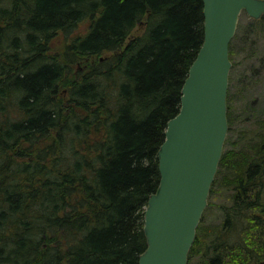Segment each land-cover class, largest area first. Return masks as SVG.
<instances>
[{
  "label": "trees",
  "instance_id": "16d2710c",
  "mask_svg": "<svg viewBox=\"0 0 264 264\" xmlns=\"http://www.w3.org/2000/svg\"><path fill=\"white\" fill-rule=\"evenodd\" d=\"M202 11V0H0V264H138ZM257 25L264 14L244 35ZM233 103L228 88L209 194L219 183L230 200L203 264L264 263V108L240 122Z\"/></svg>",
  "mask_w": 264,
  "mask_h": 264
},
{
  "label": "water",
  "instance_id": "95a60500",
  "mask_svg": "<svg viewBox=\"0 0 264 264\" xmlns=\"http://www.w3.org/2000/svg\"><path fill=\"white\" fill-rule=\"evenodd\" d=\"M202 4L203 42L157 152L160 178L147 199L138 264H187L228 133L229 45L242 12L255 20L264 14V0Z\"/></svg>",
  "mask_w": 264,
  "mask_h": 264
},
{
  "label": "rangeland",
  "instance_id": "374dc122",
  "mask_svg": "<svg viewBox=\"0 0 264 264\" xmlns=\"http://www.w3.org/2000/svg\"><path fill=\"white\" fill-rule=\"evenodd\" d=\"M252 20L254 19L242 12L237 31L231 40L232 66L228 88L234 99L232 109L236 110L240 122L255 120L258 115H263L264 108V28L257 25L255 33L245 36L244 31L251 26ZM141 31L142 26H139L134 33ZM250 107L256 108H252V111ZM218 184L214 193L208 196V204L197 232L199 242L192 245V254L187 264H203L204 256L210 252L207 242L221 230L219 227L224 220L223 207L229 203L230 192Z\"/></svg>",
  "mask_w": 264,
  "mask_h": 264
}]
</instances>
